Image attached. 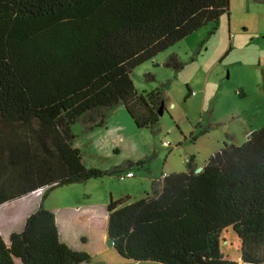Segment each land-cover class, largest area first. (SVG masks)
<instances>
[{"label": "trees", "instance_id": "trees-1", "mask_svg": "<svg viewBox=\"0 0 264 264\" xmlns=\"http://www.w3.org/2000/svg\"><path fill=\"white\" fill-rule=\"evenodd\" d=\"M229 10V0H0V206L43 190L8 242L0 233V264L91 261L61 240L44 198L59 186L122 177L155 151L112 169L87 167L73 126L81 134L104 127L122 105L137 127L155 130L164 91L139 94L131 72L209 22L213 34ZM164 64L184 66L176 53ZM187 164L155 193L110 198L115 252L125 264H264V127L225 145L199 172L193 155ZM231 229L239 261L221 249Z\"/></svg>", "mask_w": 264, "mask_h": 264}, {"label": "rangeland", "instance_id": "rangeland-1", "mask_svg": "<svg viewBox=\"0 0 264 264\" xmlns=\"http://www.w3.org/2000/svg\"><path fill=\"white\" fill-rule=\"evenodd\" d=\"M229 1V14L219 18L213 34L214 24L209 22L131 72L139 94L158 88L164 91L165 109L155 130L137 127L122 105L113 110H120L121 115L116 113L106 127L95 128L92 137V133L81 134L79 124L73 126L78 133L74 145L80 147L86 166L112 169L127 160L151 157L155 151L152 159L121 172L132 171L133 177L118 173L56 187L44 198L46 207L84 209L88 204L109 202L110 197L128 196L134 201L152 194L163 174L186 171L192 155L202 167L225 145L242 144L264 127V3ZM172 53L184 62L181 70L164 64ZM9 208L0 207L2 232L8 230ZM224 234L222 251L239 261L237 234L232 229Z\"/></svg>", "mask_w": 264, "mask_h": 264}, {"label": "crops", "instance_id": "crops-1", "mask_svg": "<svg viewBox=\"0 0 264 264\" xmlns=\"http://www.w3.org/2000/svg\"><path fill=\"white\" fill-rule=\"evenodd\" d=\"M119 111L120 110L112 111L108 121L114 118L116 113H118L117 116L121 115ZM94 131H96V129L88 132L92 133L89 134L91 137L96 135L97 131ZM77 147L80 149L79 146ZM163 175L165 176V174ZM163 177L156 180L160 182L157 184V188L159 189L162 186ZM157 188L153 187V193L157 191ZM42 193V189L34 191L22 198H18L0 206H11L6 212L8 218L6 229L8 230L3 232L0 230L5 240L7 238L5 236L9 238L10 233L15 231L17 227L21 225L19 228H22L26 218L39 207ZM112 198L115 199L114 197ZM108 203L109 202L103 200L99 203L88 204L84 209L73 208V206L47 207L55 213L61 240L74 249L85 250L90 253L92 259L89 264H125V262L121 263L117 260L116 257L121 261H123V258L113 250V246L108 239ZM111 249L114 251L115 255L112 254Z\"/></svg>", "mask_w": 264, "mask_h": 264}, {"label": "water", "instance_id": "water-1", "mask_svg": "<svg viewBox=\"0 0 264 264\" xmlns=\"http://www.w3.org/2000/svg\"><path fill=\"white\" fill-rule=\"evenodd\" d=\"M165 102H164V100L161 102V106L159 107V111H158V113H159V115H162L163 114V112H164V106H165V104H164ZM255 133V132H254ZM253 133V134H254ZM253 134L251 135V137L253 136ZM202 170V167H197L196 168V172H199V171H201Z\"/></svg>", "mask_w": 264, "mask_h": 264}, {"label": "built area", "instance_id": "built-area-1", "mask_svg": "<svg viewBox=\"0 0 264 264\" xmlns=\"http://www.w3.org/2000/svg\"><path fill=\"white\" fill-rule=\"evenodd\" d=\"M165 144H169V142H165ZM134 173L132 171H128L127 173L123 174L122 177H133Z\"/></svg>", "mask_w": 264, "mask_h": 264}]
</instances>
